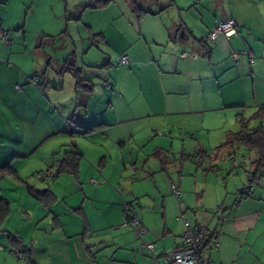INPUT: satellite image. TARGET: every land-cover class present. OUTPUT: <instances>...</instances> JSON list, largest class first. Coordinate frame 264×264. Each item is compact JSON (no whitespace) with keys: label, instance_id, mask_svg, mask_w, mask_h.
I'll return each mask as SVG.
<instances>
[{"label":"crops","instance_id":"0c3cea01","mask_svg":"<svg viewBox=\"0 0 264 264\" xmlns=\"http://www.w3.org/2000/svg\"><path fill=\"white\" fill-rule=\"evenodd\" d=\"M51 1L0 0V32H7L12 43L0 39V187L1 196L11 208L0 225V236L8 237L0 245L3 251L9 247L10 252L21 253L30 264H150L152 257L143 245L155 243V255L164 264L162 252L176 247L186 230L184 219H190L219 236L220 244L212 246L205 255L209 264H264V186L261 177L252 184L249 180V174L256 169L253 158V170L245 171L248 183L241 189L230 190L224 184L205 181L199 185L197 194L185 190L186 208L183 202L178 203L183 200L181 186L172 183V193L173 186L180 191L179 197L174 193L170 197L172 214L175 211L179 220L176 222L173 217L170 222L166 198L162 206L159 204L156 181L155 195L126 191L124 176L144 170L138 160L128 165L121 159V150L115 151L121 166L113 171L105 153L109 141L159 139L160 146L153 150L159 161L171 151L176 153L174 142L169 146L166 136L178 142L195 141L194 152H199L204 142L200 144L195 138L210 137L212 124H237L236 131L225 130L227 137L230 132L241 130L243 119L256 126L253 116L257 119V112L264 109V0H188L190 12L197 19V27L191 28L176 16L181 10L173 0L170 5L152 0L148 8L132 0L128 15L112 10L117 0L104 8H93L99 0L82 1L81 16L76 19L69 18L67 0ZM43 3L50 10L48 19L58 22L56 12L60 14L66 23L64 32L57 31L54 22L56 31L40 35L30 27L37 14H41ZM197 4L205 8L204 15L197 11ZM104 12L109 17L97 25L95 19L100 21ZM228 19L237 22L238 36L229 39L221 35L216 41H209L211 30ZM69 21L84 30L82 46L93 41L83 52L81 65L76 41L75 50L67 54L75 59L77 68L82 72L87 69L89 77L99 84L91 86L86 79L93 88L90 92L77 90L74 74L63 72L68 70L67 55L64 56L65 47L56 42L70 37ZM181 31L185 35L181 36ZM109 33L125 43L118 52L129 56L130 65H120V57L118 66H114L113 55L94 48L100 41L107 44ZM205 42L211 50L209 55ZM49 47L60 54L55 60ZM246 49L251 52L253 62L245 55L238 60L234 58L236 52ZM41 51L46 58L43 63L37 54ZM91 55L93 61L86 63ZM68 75L75 81L69 98L65 92ZM98 125L101 126L89 133L73 131L74 126L90 130ZM100 130L107 134H101ZM187 148L182 147L181 155L189 158L193 155L185 154ZM234 149L224 157L238 169L240 157ZM75 150L83 155L77 174L63 173L55 178L65 153ZM40 151L52 158V164L42 159ZM96 151V158L88 156ZM210 152L205 154L211 157V172L217 175L221 167ZM37 153L39 161L30 164ZM86 159L90 162L88 166L82 163ZM29 168L33 174L46 168L49 177L41 179L39 173L33 182L22 174ZM211 172L208 178L214 175ZM144 177L155 179L151 173ZM4 183L10 184L8 195ZM248 186H252L251 193L242 197L241 191ZM16 193L22 200L19 203L9 197ZM38 193H47L48 197L46 202H40L39 214L33 213L37 207L32 204ZM15 205L25 213L28 232L6 228L13 221ZM127 206L136 210L147 229L142 244L135 231L124 226ZM161 207L164 226L158 224ZM188 208H192L193 215L189 216ZM159 240L162 245L157 251Z\"/></svg>","mask_w":264,"mask_h":264},{"label":"rangeland","instance_id":"374dc122","mask_svg":"<svg viewBox=\"0 0 264 264\" xmlns=\"http://www.w3.org/2000/svg\"><path fill=\"white\" fill-rule=\"evenodd\" d=\"M50 3H52L51 0H49ZM69 3V11L70 13L69 18H79L81 16V12L80 7L82 4V1H91V0H67ZM96 3L97 0H92ZM132 0H117V2L115 4H113L112 6H114V8L112 9L115 13L118 12H122L125 13L126 15L128 12V9L130 7V3ZM139 2V5H144V7L148 8L150 7V3L152 2V0H137ZM170 0H159V4L161 5H170L171 2H169ZM175 1L177 8L180 9V14L179 13H175L177 17L181 18V21L185 23L186 27L191 28L193 27H197V19L195 18V15L193 12H190V4L188 2V0H173ZM211 3L213 1H210ZM138 4V3H137ZM203 4V3H202ZM206 4H208V1H206ZM196 6V5H195ZM199 4H197V11H199L200 14L204 15V13H206L205 8L202 6H200ZM46 7H48L45 3H43V5L40 7L41 9V14H37V17H35L34 21L31 23V28L34 29V31L39 32L38 35L42 34V33H46L45 31L48 32H53L56 31L57 26H55V24L58 25V30L57 31H65L66 29L64 28L65 26V22L62 20L60 14L58 12H56L57 16L60 18V21L56 22L54 21L52 18L48 19V14L50 12L49 8L46 9ZM209 10V8H207ZM56 11V10H55ZM175 12V11H174ZM129 13V12H128ZM198 13V12H196ZM109 13L104 12L102 14V16L100 17V21L99 19L96 20V24L97 23H101L104 22V19H107V17H109L108 15ZM217 17V16H216ZM215 17V18H216ZM52 22H54L55 24H53ZM69 21V26H70V31L69 33V38L64 41V38H62L61 40L57 41L56 43L58 44V46H64L65 48L64 50V56L69 54L70 52L75 50V41L76 44L79 45V49H78V59H79V65L81 58H83V52L87 51L88 48L91 46V43H93V41H90V44H88L87 42H84V46H82V39L81 37H85L86 34L84 33V30H80L77 25H70ZM99 25V24H97ZM184 31V30H182ZM181 31V32H182ZM198 31V30H197ZM180 32V35H181ZM62 33V32H61ZM13 35V33H11ZM108 40H107V44H105L104 42H98V47H94L96 50L99 49L100 51H102L103 53H106L108 55H113L111 56L112 58L114 57V61L112 62V64L114 66H118L117 65V60L122 56L121 53H119V50H122V48L124 47V42H122L121 39H117L116 37L113 36V34L109 33L108 34ZM10 38V37H9ZM73 39V40H72ZM12 44V43H11ZM77 46V45H76ZM82 47L84 48V51H82ZM50 50V56L55 60L60 54H57V51L54 50L53 48L49 47ZM59 50V48L57 49ZM118 53V54H117ZM38 56L41 58V63L44 62V60L46 58H44L43 56V52H38L37 53ZM71 58H73L72 56H68L66 57L67 60V64L69 63V61L71 60ZM93 56L91 55L86 63H90V61H93ZM55 62L53 61L52 64H54ZM52 72V71H51ZM50 72V74H51ZM54 73V72H52ZM83 77L87 80H89L91 86H97L99 84H97V82H95L94 80H92V78L89 77L88 75V71L87 69L84 70L83 72ZM72 82L74 81V77L72 75H68L67 79H66V96L69 98L73 95V87H72ZM241 109V108H240ZM243 110V108H242ZM91 111V108H90ZM253 125H257L258 119H254L253 116ZM77 122V121H74ZM233 125V126H231ZM228 124V122H226L225 124H220V123H215L212 124V134L210 137H206L205 139L202 137L197 136L195 138V140L199 141V143H203V150L201 151H195L194 149L197 148L194 145L195 141H191V140H185L183 141H177L176 139L173 141V139H170L169 136H166V138L168 141V145L171 146L173 145V142L175 144V152L173 153L172 151L170 152L171 154H165L163 155L159 161L154 157L153 155V150L157 149L156 147L160 146L161 140L156 139L152 142H150L149 140H140L135 139L134 141L131 138H127L125 140L122 139V141H109L107 146L105 147V153L107 155V157H109V162L112 164L111 165V170L113 171H118L121 164H120V157L117 156V154H115V151H119L121 150V159H125V162L130 165L131 161L135 162L138 160V165L141 167V169L144 170H140L139 173H134L132 174V172L126 174L123 178L124 182V187L126 189V191H131L134 194H139V195H144V194H148V193H153L154 194V181H156V183L158 184V189L160 190V206H162V200H164L163 198H166L167 200V204H168V220L171 222L172 218L174 217V220L176 222H178V217L175 216V211L174 214H172V209H171V203H170V197H174L173 193H172V183H174V185H176L177 187H179V185L181 186V189H179L180 191H182V195H183V200L182 201H178V203L183 202L185 204V208L187 207V204L185 202V198H184V194H185V190H189L191 193L197 194L198 189H199V185H201L203 182H207V183H214V184H219V185H226L229 187L230 190H238L241 189L244 186V183L246 182V173L245 171L248 170H253L252 169V161H255L259 154L256 151L250 152L244 145L243 146H235L234 151L238 152V156L240 158H238V163L240 164V168L238 169H234V166L231 162V160L225 158V155H228L231 151L232 148L228 147L225 148V150H212L213 148H215L216 146L220 145V143H224L228 140L227 135L225 134V130L226 129H230L231 131H236L235 129L237 128V124L235 126V124ZM38 131L40 130L39 127L37 128ZM211 130V128H209ZM101 133V130L98 131ZM120 132H123L120 131ZM101 134H107L105 133H101ZM126 134V133H124ZM110 137L114 138L112 133H109ZM127 136V135H126ZM118 140V139H117ZM201 141V142H200ZM149 142L151 144H149ZM100 143V142H99ZM102 143V142H101ZM188 147L185 151H187V153L185 154H191L193 156L191 157H183L182 154V147ZM96 147V146H95ZM96 150H100V149H96ZM169 150V149H168ZM211 150V152H210ZM184 151V152H185ZM205 151H208V153L210 152L212 155V157H215L217 162V165L219 167H221V170L219 173H217V175L215 173L211 172V157H208L205 154ZM183 152V153H184ZM214 153H216V155H214ZM40 155H42V159H44L45 162H49L50 164H52V158L49 156H45V151H40L39 153ZM38 153L34 156V159H31L32 161H29V163L31 164V162H38L39 161V155ZM89 157H93L96 158L98 156L97 151L96 153L93 152H89L88 153ZM253 158V160H252ZM59 159V156L57 158V160ZM252 160V161H251ZM99 161V160H98ZM27 163V164H29ZM82 163H84L86 166L90 165V162L86 159L84 160ZM97 164H99V162H96ZM41 165L45 166L48 164H42ZM36 165L38 166V164L36 163ZM34 169V166L32 167ZM162 169H165V171H162ZM44 172H39L41 173H45L48 174L46 168H44ZM207 170H209V172H207ZM36 171V170H34ZM214 174V175H210V177L208 178V173ZM39 173L31 172L30 168L29 169H24L22 174L24 176L30 177L28 179H31V181H36L38 178ZM146 173H151L154 176V180L151 178H147L145 179V174ZM30 175H33L34 177H31ZM54 175V174H53ZM207 175V178H206ZM130 177V180H127V178ZM209 179V180H208ZM261 180H263V186H264V177H261ZM27 181V179H26ZM52 181H54V178L52 179ZM32 182V184H33ZM152 182V183H151ZM52 183V182H50ZM248 182H246L245 184H247ZM71 184V181H70ZM9 183H4V189H5V195H8V191L9 189ZM47 185V184H46ZM8 190V191H7ZM42 191H45V188L40 189ZM155 195V194H154ZM195 196V195H194ZM9 197H14L15 201H17V203H19L21 200L20 198V194L16 193L13 196H9ZM48 198V197H47ZM35 201H32V204L34 206H36V210H33V213H41V210L38 208L39 204L41 205L40 202H42V200H39L37 197L33 198ZM195 201V200H194ZM35 202V203H33ZM44 204V202H43ZM18 205V204H17ZM28 207L32 208L31 205H29ZM144 207V206H143ZM142 207V208H143ZM177 208V207H176ZM138 210L140 211V207L138 208ZM176 210V209H175ZM142 211V210H141ZM158 216L160 218L158 224L161 226H164V221L162 220V216H164V212L161 209L158 211ZM187 213L190 215H193V211L192 208H188ZM25 213L23 212L22 208H20L19 206H14V214H13V221H9V224H6V228H11L12 230H16V229H22L25 232H28V230L25 228V225L28 226L29 223H26L25 220ZM180 217V216H179ZM5 228V229H6ZM2 237V239H0V245H2L4 242L3 240L7 239L8 237ZM139 241L141 242V244L143 243V239L138 238ZM158 246H157V251H160L159 248V244L162 245V241L159 240L157 242ZM11 248L7 247L6 250L3 251L2 247L0 246V264H30V262L28 260H23V259H18V257H16L15 252H10ZM148 252V251H147ZM149 254V252H148ZM38 255V254H37ZM41 255V254H39ZM150 255V254H149ZM8 256V257H7Z\"/></svg>","mask_w":264,"mask_h":264},{"label":"built area","instance_id":"2783aa9c","mask_svg":"<svg viewBox=\"0 0 264 264\" xmlns=\"http://www.w3.org/2000/svg\"><path fill=\"white\" fill-rule=\"evenodd\" d=\"M238 24L233 19H228L218 23L209 33L208 40L214 42L219 36L224 35L227 38L238 36ZM0 39H3L7 44H11V40L7 32H0ZM248 56L253 62L251 52L246 49L244 51L236 52L234 58L238 60L240 56ZM185 56V55H184ZM119 64L122 66H128L131 64V60L128 55H122ZM105 85L110 87L109 82ZM41 179L49 177L47 174H40ZM173 193L179 197L180 191L173 186ZM126 222L124 226L131 227L136 235L142 239L147 233V229L144 227L140 217L136 210L131 207H126L125 210ZM186 230L181 237L180 242L174 249L165 250L162 252V259L164 264H209L205 259V255L210 251L212 246H218L220 244L219 236L210 228L198 224H194L190 219H184ZM143 247L150 253L152 262L150 264H161L159 257L155 255L156 244L144 243ZM15 255L23 259L21 253L16 252Z\"/></svg>","mask_w":264,"mask_h":264},{"label":"trees","instance_id":"16d2710c","mask_svg":"<svg viewBox=\"0 0 264 264\" xmlns=\"http://www.w3.org/2000/svg\"><path fill=\"white\" fill-rule=\"evenodd\" d=\"M112 1L113 0H99L98 4L93 8H104ZM134 5L137 6V3L134 2ZM138 10L142 11L141 9ZM205 48L207 49L208 51L207 54L209 55L211 53V50L207 42H205ZM65 71H71L74 74V77L76 79L77 90H85L89 92L92 91L93 88L88 85V81L83 77V72L81 69L78 70L77 68L76 69L68 68V70H64L63 72ZM256 118L259 119V123L256 126H252V124L249 121H245L243 119L241 121V130L239 132H230L228 140L222 143L217 148L218 150H222L228 147L234 149L235 146L244 145L247 149L254 150L259 154L258 158L253 162V164L256 166V169L253 173H251V175L249 174V180L251 184L255 183L257 180L260 179V177L264 175V109H260L257 112ZM100 126L101 125H98L90 130L89 129L85 130L77 126H74L73 131L75 132L76 129H79V131L76 132L84 134V133H89L90 131H93L95 128H98ZM82 159H83V155L78 150L66 152L63 160L59 164L55 178L59 177L63 173L77 174ZM251 189L252 186L245 187L241 191L242 197H244L245 195H249L251 193ZM35 197L46 202L47 193L46 194L38 193L35 194ZM10 211L11 208L9 203L1 196V187H0V225L10 214ZM23 257L25 258L24 255Z\"/></svg>","mask_w":264,"mask_h":264},{"label":"water","instance_id":"95a60500","mask_svg":"<svg viewBox=\"0 0 264 264\" xmlns=\"http://www.w3.org/2000/svg\"><path fill=\"white\" fill-rule=\"evenodd\" d=\"M183 35H185L184 32H182L181 36H183ZM67 68H73V69L77 68L74 58H71V60L67 64ZM77 69L80 70V68H77Z\"/></svg>","mask_w":264,"mask_h":264}]
</instances>
